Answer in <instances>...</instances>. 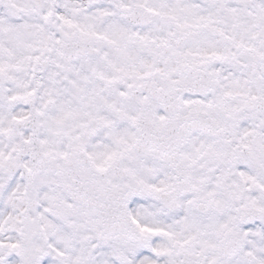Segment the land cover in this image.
I'll list each match as a JSON object with an SVG mask.
<instances>
[{
    "label": "snow or ice",
    "instance_id": "obj_1",
    "mask_svg": "<svg viewBox=\"0 0 264 264\" xmlns=\"http://www.w3.org/2000/svg\"><path fill=\"white\" fill-rule=\"evenodd\" d=\"M0 264H264V0H0Z\"/></svg>",
    "mask_w": 264,
    "mask_h": 264
}]
</instances>
